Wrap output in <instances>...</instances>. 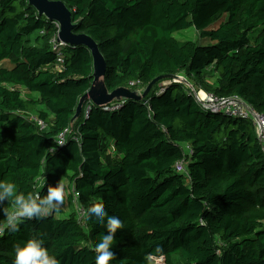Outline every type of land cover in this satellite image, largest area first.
I'll use <instances>...</instances> for the list:
<instances>
[{
  "label": "trees",
  "instance_id": "obj_1",
  "mask_svg": "<svg viewBox=\"0 0 264 264\" xmlns=\"http://www.w3.org/2000/svg\"><path fill=\"white\" fill-rule=\"evenodd\" d=\"M59 1L72 12L75 33L99 45L110 92H143L166 79L141 101L113 111L94 105L88 119L82 110L72 123L93 83L91 52L67 45L59 71L50 43L58 24L28 0H0V180L25 195L44 197L58 182L72 189L62 210L26 219L16 233L5 229L0 264H13L14 245L33 237L59 264H95L106 229L79 216L93 204L123 222L110 264H264V151L256 126L211 112L196 97L204 90L236 97L264 115V0ZM188 29L214 44L175 38ZM182 161L188 175L177 171ZM69 205L77 210L65 214ZM12 208L11 201L0 205V224Z\"/></svg>",
  "mask_w": 264,
  "mask_h": 264
},
{
  "label": "clouds",
  "instance_id": "obj_2",
  "mask_svg": "<svg viewBox=\"0 0 264 264\" xmlns=\"http://www.w3.org/2000/svg\"><path fill=\"white\" fill-rule=\"evenodd\" d=\"M5 201H11V211H4L5 224L10 233L19 231V225L24 220L36 219L37 221L47 217L53 210L59 211L64 202V185L57 183L49 185L47 194L41 197L39 192H30L25 195L17 191V186L12 181L0 180V205ZM86 217L94 221L96 226L106 229V234L95 244V264H110L115 260V253L112 251L116 233L122 229L123 222L114 215H109L101 204H93L86 213ZM3 235V229H0ZM157 252L160 248L157 247ZM15 259L13 264H59L54 255H51L45 247L42 238L33 237L27 240L22 246L14 245Z\"/></svg>",
  "mask_w": 264,
  "mask_h": 264
},
{
  "label": "water",
  "instance_id": "obj_3",
  "mask_svg": "<svg viewBox=\"0 0 264 264\" xmlns=\"http://www.w3.org/2000/svg\"><path fill=\"white\" fill-rule=\"evenodd\" d=\"M40 17H45L50 22L59 25V41L69 46L87 48L93 58V83L91 89L80 100L79 106L72 123L78 120L82 114L83 106L91 101L96 107H108L112 104L122 103L125 100L141 101L153 89V87L166 77H159L152 81L143 92L133 91L129 88H118L110 92L107 88L105 76L107 63L100 51L99 45L87 34L75 33L76 25L72 19V12L63 1L59 0H28ZM169 79L184 83L191 87L182 76H171Z\"/></svg>",
  "mask_w": 264,
  "mask_h": 264
},
{
  "label": "built area",
  "instance_id": "obj_4",
  "mask_svg": "<svg viewBox=\"0 0 264 264\" xmlns=\"http://www.w3.org/2000/svg\"><path fill=\"white\" fill-rule=\"evenodd\" d=\"M58 26V32L55 35V37L51 40V45L53 47V50L57 53V60L56 65L57 69L61 71L63 69L64 64V55L63 51L64 48H66L67 44L59 41V25ZM43 33V32H42ZM165 90V88H161V93ZM197 100L200 101L204 107L211 112L214 113H222L229 117H238L243 118L246 120H251L254 125L256 126V131L258 134V138L262 144L263 151H264V115L255 111L250 106H248L244 101H242L239 98L236 97H230V98H220L216 97L212 94H208L204 91H200L196 95ZM122 103H116L112 104L108 107H104L105 110L113 111V110H119L121 108ZM94 107V103L89 101L84 105L83 111H84V118L88 119L91 111ZM29 120L37 125L40 131H45L47 129V124L40 119L38 116H29ZM70 133L69 129H66L63 133H61L58 138L56 139V144L58 147H62L66 144L67 136ZM76 142H80V137H75ZM189 147H187V150ZM177 171L179 173L187 174L186 171V164L184 161L179 162L176 165ZM188 175V174H187ZM79 197V194L76 193L75 199ZM86 211L82 208L79 210V216L81 218L85 217ZM7 228L6 224H0V229H3V233L5 232V229ZM2 235H0L1 237Z\"/></svg>",
  "mask_w": 264,
  "mask_h": 264
},
{
  "label": "rangeland",
  "instance_id": "obj_5",
  "mask_svg": "<svg viewBox=\"0 0 264 264\" xmlns=\"http://www.w3.org/2000/svg\"><path fill=\"white\" fill-rule=\"evenodd\" d=\"M225 19H227V16H224L222 18V20L217 24L216 27H218L220 25V23L222 21H224ZM175 38L181 40V41H194L197 42L199 45H204V46H208V45H212L214 44L209 38H202L198 35V33L194 30V29H188L182 32H178L174 34ZM7 66L9 67H13V64L11 62H7ZM183 77V76H182ZM185 78V77H184ZM205 82L210 86H214L216 79L214 78H206ZM24 94H27V92L22 89ZM205 91V90H204ZM33 97H38V94H32ZM37 109L40 110H45V107L40 105L38 106ZM72 189L68 186V184H64V195L68 196L69 194H71ZM64 208V213L68 214L69 212H73L76 211V207L74 205H69V206H65ZM62 210V209H60ZM59 217H67V215H63V214H58ZM154 264H165L164 260H154L153 261Z\"/></svg>",
  "mask_w": 264,
  "mask_h": 264
}]
</instances>
